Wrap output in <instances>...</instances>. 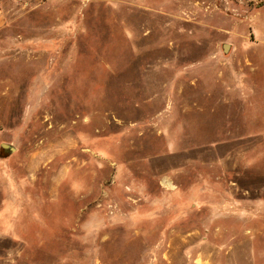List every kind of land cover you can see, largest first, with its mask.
<instances>
[{
    "label": "rangeland",
    "instance_id": "1",
    "mask_svg": "<svg viewBox=\"0 0 264 264\" xmlns=\"http://www.w3.org/2000/svg\"><path fill=\"white\" fill-rule=\"evenodd\" d=\"M0 264H264V0H0Z\"/></svg>",
    "mask_w": 264,
    "mask_h": 264
},
{
    "label": "water",
    "instance_id": "2",
    "mask_svg": "<svg viewBox=\"0 0 264 264\" xmlns=\"http://www.w3.org/2000/svg\"><path fill=\"white\" fill-rule=\"evenodd\" d=\"M228 48H229V44L225 43V44L223 45V50H224V51H227ZM2 147H3V149H4L5 151H7V152H13V151H15V149H16L15 146H14L13 144H11V143H7V142L2 143Z\"/></svg>",
    "mask_w": 264,
    "mask_h": 264
}]
</instances>
